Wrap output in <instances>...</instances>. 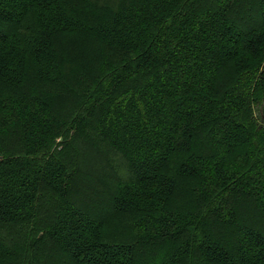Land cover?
Returning <instances> with one entry per match:
<instances>
[{"label":"trees","instance_id":"1","mask_svg":"<svg viewBox=\"0 0 264 264\" xmlns=\"http://www.w3.org/2000/svg\"><path fill=\"white\" fill-rule=\"evenodd\" d=\"M0 264H264V0H0Z\"/></svg>","mask_w":264,"mask_h":264}]
</instances>
